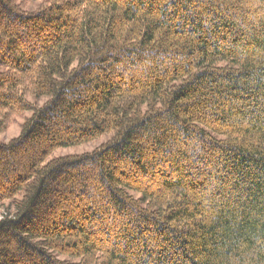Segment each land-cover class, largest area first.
<instances>
[{
	"label": "trees",
	"instance_id": "trees-1",
	"mask_svg": "<svg viewBox=\"0 0 264 264\" xmlns=\"http://www.w3.org/2000/svg\"><path fill=\"white\" fill-rule=\"evenodd\" d=\"M28 112L0 264H264V0H0V132Z\"/></svg>",
	"mask_w": 264,
	"mask_h": 264
},
{
	"label": "rangeland",
	"instance_id": "rangeland-1",
	"mask_svg": "<svg viewBox=\"0 0 264 264\" xmlns=\"http://www.w3.org/2000/svg\"><path fill=\"white\" fill-rule=\"evenodd\" d=\"M38 2L27 3L23 6V10L25 11H33L37 8ZM41 103V102H40ZM30 113H25L22 116H14L12 117L7 124V127L4 131L0 132V143H7L10 140L16 138L20 134L21 125L26 117H29ZM107 140V136L101 137L95 141H92L87 144H83L76 147L69 148H61L54 151L46 161H49L53 158L66 156V155H79L87 152H91L92 150L99 147ZM1 217V212H0Z\"/></svg>",
	"mask_w": 264,
	"mask_h": 264
}]
</instances>
